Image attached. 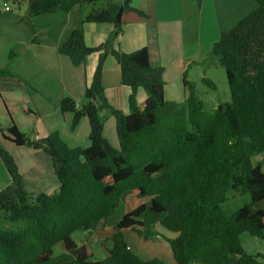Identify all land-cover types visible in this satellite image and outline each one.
Instances as JSON below:
<instances>
[{"label": "trees", "instance_id": "obj_1", "mask_svg": "<svg viewBox=\"0 0 264 264\" xmlns=\"http://www.w3.org/2000/svg\"><path fill=\"white\" fill-rule=\"evenodd\" d=\"M97 1L33 0L26 13L32 43L37 41L31 18ZM132 1L117 0L83 18V23L113 26L100 45L88 47L83 31L76 29L58 48L76 67L98 54L85 102L78 107L65 97L59 103L61 113L72 114L70 130L87 118L89 147L69 148L56 132L32 139V131L20 132L13 123L2 132L15 146L39 149L49 157L58 192L28 193L12 156L0 147L10 178L0 191V264H157L130 250L126 231L144 240L164 238L174 264H264L263 256L249 255L240 242L243 233L264 240V214L255 208L264 200V173L252 163L264 152V0H253L255 9L212 45L230 92V102L212 113L204 111L185 78L184 102L163 98L164 68L151 63L147 47L131 53L114 48L124 12L146 18L130 6ZM108 55L120 67L122 86L130 89L128 114L105 97L101 77ZM0 78H16L27 86L6 69ZM139 89L146 95L142 110L136 102ZM104 113L114 118L117 148L103 137ZM230 193L247 194L249 202L227 215L220 205ZM121 198L126 213L99 239L106 257L95 258L88 241L76 243L73 235L91 237L101 221L103 228ZM157 227L175 238L159 235Z\"/></svg>", "mask_w": 264, "mask_h": 264}, {"label": "crops", "instance_id": "obj_2", "mask_svg": "<svg viewBox=\"0 0 264 264\" xmlns=\"http://www.w3.org/2000/svg\"><path fill=\"white\" fill-rule=\"evenodd\" d=\"M6 1L8 0H0V9L2 11L0 14V44H7L5 47L6 52L10 48L15 50L14 52H16L17 55L12 53V56L15 58V61L19 62V68L12 70L11 73L22 78L27 86L31 88L34 95H28L26 98L24 97L25 92L23 90L20 91L14 88L10 89L4 87L6 85V80L16 81L18 83L17 86H19V84L22 85V81L16 78H0L1 95L3 94V91L10 93L9 96L12 95L14 91L23 93L20 96L19 109L22 113H25L24 115L27 118L15 119L14 125L20 132H29L31 131L30 129H34L36 126L32 139L44 138L55 131L69 148H88L90 145L88 138L89 126L87 127V122H85L86 120L84 118L80 119L76 128L74 130H70L72 114L62 113L60 115L57 109L59 106L57 107V104L60 102L61 98H65L66 96L69 98L71 97L76 101L81 100L82 104L85 102L84 90L92 79L98 60V54L92 53L88 55L85 63L76 67L71 64L70 60L66 56L58 53V48L67 40L69 34L76 29H81L83 31L84 40L88 47H96L106 40L107 36L112 32L113 26L111 24L83 23V18L91 11L88 14H85V12H88V8H84V5L83 7L76 6L68 12L59 11L31 18L32 25L36 30L37 41L36 43H32L31 40L33 36H31V33L27 30V28L25 30L24 26L20 24L18 20L15 22V19H18L16 16L14 19L11 16H8V13L11 12V10H4V7L7 4ZM192 1L196 2V0ZM189 2L190 0H133L132 3L134 4L131 3L130 6L138 11H142L146 15V18L140 17L135 12H124L121 17L122 32L114 41V48L123 53H131L140 48L147 47L151 63L154 65H161L164 68L163 79L166 78L167 71L166 66L163 63L164 57H178L180 55L188 54L187 52H195L193 47H190L192 49H189V47L184 49L182 45L183 34L185 33L189 36V28L184 27L181 21V18L186 15L187 8H189ZM222 5L225 7L220 8ZM205 6L209 8V10L205 19L202 17V12H200L201 29L203 21L209 24L217 23L216 21H240L248 12H252L256 7L253 0H206ZM212 6L215 10L212 9ZM192 16L195 18V13H193ZM163 23L168 24L170 27L168 29H164ZM201 37L202 30H200L199 33V41L201 40ZM22 49L26 50L24 54L21 53ZM201 51L197 54H201ZM10 52L11 50L9 53ZM189 55L195 56L194 54ZM20 62H23L22 66H20ZM24 65H28V68L24 73H22L20 70L22 68H26ZM173 69L176 71L179 70L178 66L175 68L174 63ZM178 72L180 75V71ZM46 76H49V79H52L53 76L59 77L62 87L61 96L63 97L60 96L58 102L55 100L57 103L53 101L54 99L51 96L53 95V91L51 84L48 83L47 78H45ZM101 83L108 103L113 108L128 114L127 100L130 95V89L122 86L120 67L116 60L110 55L106 56L103 63ZM27 86L24 84L23 87L26 88ZM143 92V90L139 89L136 94V102L141 110L144 108L146 100V96ZM50 102L54 106L50 104ZM7 104L3 102L2 106L0 104V120L2 121L0 124L4 129H7L10 125L7 117L4 115V111L6 110L9 119L11 116L9 115L7 108L9 107V111L12 116L13 113H15V111L11 109L14 108V103L9 102ZM54 120H57V122L60 123L59 129H54L53 127L46 128L47 125L55 123ZM107 125L109 131L106 130ZM114 126L115 122L113 119H105L102 134L112 147L117 148L118 141H116L117 138L115 136L116 133ZM0 135L2 136V134ZM3 144L8 146L10 149L5 147ZM3 144V147H5L4 149L15 161L22 179L23 187L28 193L30 192V194H32V191L35 190L33 186L38 182L39 178L47 176L51 177V162H48L43 154H41L44 153L43 151L35 148L19 147V153H22L26 161L29 163L28 168H26V165L24 164L22 169L19 170L18 162L20 164V161H18L14 153L11 151L13 150L12 143L4 140ZM44 155L48 157L45 153ZM255 159H257V161L256 163H253H258L264 173V152L259 154ZM26 173H28L27 177L29 178V189L31 191L27 190L25 184L24 174ZM9 184L10 178L0 165V191ZM47 191L51 192V188L41 191V193L38 194L48 195L49 193H46ZM256 209L262 211L264 214V200L258 203V207ZM156 230L160 234L162 233L158 227ZM249 237L251 236L245 233L241 234V244L245 242L246 244L251 245H264V242H256L254 238L252 239ZM140 238L133 232H125V239L128 247L137 256L146 261L157 259L160 264H165V262L161 259L162 256H160V258L156 257L158 255L147 256L146 254L143 255L139 251L142 246L138 241H143ZM173 238H175V234ZM161 247L170 253L168 245L167 248H164V246ZM243 248L249 255H261L264 257V254L261 251H251L245 247ZM167 254L168 253L165 255ZM168 262L172 264V260L170 258H168Z\"/></svg>", "mask_w": 264, "mask_h": 264}, {"label": "rangeland", "instance_id": "obj_3", "mask_svg": "<svg viewBox=\"0 0 264 264\" xmlns=\"http://www.w3.org/2000/svg\"><path fill=\"white\" fill-rule=\"evenodd\" d=\"M6 2H7L6 4L7 7L9 8V10H11V12L8 13L9 14L8 16H11L13 19L16 16L18 19H15V22H17L18 20V22L24 26V29L26 30L27 28V30L31 33V36H33L32 31L26 24V21H27L26 13H27V8H28V1L25 2V1L18 0V2L15 3L13 2V0H8ZM116 2L117 0H98L94 4H84L85 6L84 8H88V12H85V14H88L93 9L111 8ZM205 4H206V0H203V1L196 0V2L190 0L189 8H187L186 15L181 18V21L184 27L189 28L188 30L189 36H187L185 33L183 34V44L182 45L184 49L187 47H189V49H192L190 47H193L195 49V52H187L188 54L180 55L178 57L166 56L163 58V63L166 66V71H167L166 78H164L165 85H164V95H163L164 97L163 98L169 102H175V103L184 102V100L187 97V90L184 88V85H183V79L185 78L187 79L188 82L194 85L196 98L198 99L199 102L202 103L204 111L208 113H212L214 110L218 108L219 105L230 102V92H229V88L227 84L225 70L219 64L218 58L211 53L212 45L219 39V36L221 33L231 31L239 23V21L237 22L216 21L217 23H211V24L203 21L202 23L203 26L201 29L200 28L201 13L200 12H202V17L205 19L208 13V10H209V8L205 6ZM0 5H1V2H0ZM223 7L225 6L223 5L220 6V8H223ZM212 9L215 10L213 6H212ZM0 12H2L1 9H0ZM193 13H195V16H196L195 18L192 16ZM248 14L249 12L246 14V16ZM30 25H32L31 19H30ZM163 27L164 29H168L170 26L168 24L163 23ZM200 30H202V37H201V40L199 41ZM6 46L7 44H0V70L6 69L9 72H11L12 70L19 68V62L15 61V58L12 56L13 55L12 53L17 55V53L14 52L15 50L14 49L12 50V48H10L6 52V49H5ZM10 50L11 52L9 53ZM200 51H201V54H197ZM25 52L26 50L22 49L21 53L24 54ZM189 54H194L195 56H191ZM173 63L175 64V68H177L178 66L179 70L176 71L173 69ZM22 65H23V62H20V66ZM24 66H26V68L25 69L22 68L20 70L22 73H24L26 69L28 68V65H24ZM178 71H180V75ZM45 78H47L48 83L51 84V88L53 91V95L51 96L54 99L53 101L56 100L58 102L59 97L62 95V87L59 81V77L53 76L52 79H49V76H46ZM204 80L210 81L214 85L215 88H211L209 85H207L204 82ZM5 82H6L5 83L6 85L4 87L10 88V89L14 88L20 91L23 90L25 92L24 97L26 98L28 97V95L34 96L30 87L28 86L26 88L23 87L24 83L22 85L19 84V86H17L18 83L14 80H6ZM9 94L10 93L6 91H3L2 95L0 94V104L2 106V102L5 104L9 102L14 103L15 106H13L14 108H11V109H13L16 114L13 113V116H12V114L9 111V107L7 108V111L9 115L11 116L10 119L7 116L6 110L4 111V115L7 117L11 125V123L14 124L15 119H25L27 117L24 115L25 113H22L21 110L19 109V105H20L19 100H20L21 94L23 93H18L17 91H14L12 95L9 96ZM63 98H61L60 101ZM74 101L76 102V105L78 107L82 105L81 100H78V101L74 100ZM56 103H55V106H56ZM59 103L60 102H58L57 107L59 106ZM50 104L52 103L50 102ZM57 109H58L59 114L61 115L62 113L59 111V107ZM104 114H103L104 122H105V119H109V118H111V120L112 119L114 120V118L111 117L109 114L107 113H104ZM17 115H19L20 117ZM82 118L86 120L85 122H87L86 125L88 127L89 124H88L87 118L86 117H82ZM54 122L55 123H52L53 125L49 124L47 125L46 128L53 127L54 129H59L60 123H58L57 120H54ZM0 123H2L1 120H0ZM30 130L32 131L34 135L36 126L34 129H30ZM106 130L109 131L108 125L106 127ZM4 131L5 129L2 128V125L0 124V134H3ZM54 132L55 131H53V133ZM24 133H28V132H24ZM3 142H4V139L0 135V147L4 149L5 147H8V146L4 145ZM2 144L5 147H3ZM12 145H13L12 146L13 150L11 151L12 153H14L18 161H20V164L18 162L19 170L22 169L24 164L26 165V168H28L29 163L26 161L22 153H19L18 149L20 148L15 146L14 144ZM116 145H117V142H116ZM8 149L10 148L8 147ZM81 149H84V148L81 147ZM41 154H43V156L48 160V162H50L49 157H46L44 153H41ZM257 156H254L252 158V163L253 162L256 163L257 159L255 158ZM0 165L6 172L5 168L3 167V164L1 163ZM51 169L52 168L50 167V170ZM27 175L28 173L24 174V180H25L27 190L31 191L29 189V178L27 177ZM33 187L35 190L32 191V195H37L38 193H41V191H45L49 188H51V192L47 191L46 193H49L48 195L57 193L58 192V182L56 180V177L53 174V171L51 170V177L47 176V177L39 178L38 182ZM145 200L146 199L142 200V202H144ZM248 202H249V196L247 194L230 193L227 197V200L223 202L220 205V207L222 211H224L227 215H231L238 208L242 207L244 204ZM255 207L257 208L258 204H256ZM125 213H126V201H125V198H121L118 203V207L116 208L114 213L107 219L106 224L103 228H102L103 226L102 224L99 231H97L96 233L93 232L91 237L90 236L86 237V235L81 232L75 233L73 235L74 241L76 243H79L78 241L80 242L84 240L88 241V245L91 247V250L95 255L94 257L98 259H104L106 257V252L104 251L102 247H100L99 239L103 236L109 235V233L112 232V228L117 224V222L123 217ZM158 228L162 232L161 234L159 233V235H163L170 239L173 238L174 233L168 232L161 227H158ZM249 238L253 239L254 237H249ZM140 239H142L143 241H138L139 244L142 246L139 251L143 255L144 254H146L147 256L158 255L156 257H159V258L160 256H162L161 259L165 262V264H170V262H168V258H170L173 264V257L171 255V252L169 253L167 252V250L165 251L163 247H161V246H164V248H167V242L164 240V238H161V236H158V237H155L149 240H144L143 238H140ZM254 240L260 243L264 242V240H260L257 238H254ZM241 245L245 247L246 249H250L251 251H261L264 254V245H251V244H246L245 242H243V244ZM244 251L246 252V250ZM165 252L168 254L165 255L166 254ZM259 260L263 261L261 258H259ZM158 263L160 264V262Z\"/></svg>", "mask_w": 264, "mask_h": 264}, {"label": "water", "instance_id": "obj_4", "mask_svg": "<svg viewBox=\"0 0 264 264\" xmlns=\"http://www.w3.org/2000/svg\"><path fill=\"white\" fill-rule=\"evenodd\" d=\"M32 1H33V0H28V6H30V5H31ZM102 224H103V223H102V221H101V222L98 224V226H99V227H101V226H102Z\"/></svg>", "mask_w": 264, "mask_h": 264}, {"label": "bare ground", "instance_id": "obj_5", "mask_svg": "<svg viewBox=\"0 0 264 264\" xmlns=\"http://www.w3.org/2000/svg\"><path fill=\"white\" fill-rule=\"evenodd\" d=\"M5 7H7V5L5 6ZM5 7H4V10H5ZM8 8V7H7ZM9 9V8H8ZM5 11H7V10H5Z\"/></svg>", "mask_w": 264, "mask_h": 264}, {"label": "built area", "instance_id": "obj_6", "mask_svg": "<svg viewBox=\"0 0 264 264\" xmlns=\"http://www.w3.org/2000/svg\"><path fill=\"white\" fill-rule=\"evenodd\" d=\"M5 10H8V8H7V7H5Z\"/></svg>", "mask_w": 264, "mask_h": 264}]
</instances>
